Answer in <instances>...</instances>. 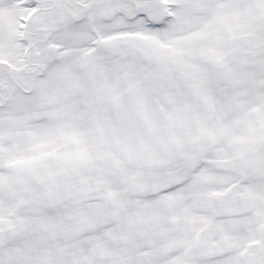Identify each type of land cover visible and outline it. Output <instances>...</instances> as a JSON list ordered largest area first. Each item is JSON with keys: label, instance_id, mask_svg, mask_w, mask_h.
Masks as SVG:
<instances>
[{"label": "snow or ice", "instance_id": "6c2138e0", "mask_svg": "<svg viewBox=\"0 0 264 264\" xmlns=\"http://www.w3.org/2000/svg\"><path fill=\"white\" fill-rule=\"evenodd\" d=\"M0 264H264V0H0Z\"/></svg>", "mask_w": 264, "mask_h": 264}]
</instances>
